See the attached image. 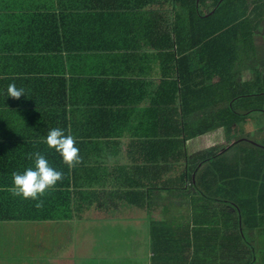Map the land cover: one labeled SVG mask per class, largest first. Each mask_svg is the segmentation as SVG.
Segmentation results:
<instances>
[{
    "label": "crops",
    "instance_id": "0c3cea01",
    "mask_svg": "<svg viewBox=\"0 0 264 264\" xmlns=\"http://www.w3.org/2000/svg\"><path fill=\"white\" fill-rule=\"evenodd\" d=\"M245 2L240 29L249 31L229 33L226 46L224 38L210 43L216 49L205 53L207 63H178L177 52L173 61L162 62L161 52L153 61L146 45L80 51L94 58L86 72L108 66L117 73L99 75L92 96L80 99L94 102L95 114L80 107L75 125L59 127L82 158L72 169L46 143L54 128L49 96L29 92L44 78L47 87V75H38L34 62H11L23 68L26 90L3 99L16 105L0 126V264H264V0ZM36 6L0 0V33L28 37ZM87 6L88 14L123 25L115 37H143L132 25L148 0ZM182 77L195 81L196 93L183 94L186 85L176 90ZM83 79H91L88 72ZM35 152L63 173L39 198L40 208L7 190L13 172L35 169L28 158Z\"/></svg>",
    "mask_w": 264,
    "mask_h": 264
},
{
    "label": "trees",
    "instance_id": "16d2710c",
    "mask_svg": "<svg viewBox=\"0 0 264 264\" xmlns=\"http://www.w3.org/2000/svg\"><path fill=\"white\" fill-rule=\"evenodd\" d=\"M87 1L37 0L36 19L27 29L28 37L17 38L10 32L0 33L2 37L0 62L5 63L7 67L0 66V126L4 125L5 117L12 119L15 111L16 104H7L3 101L8 95V85L14 83L17 89L20 87L26 90L18 78L23 68L12 65L13 60H17L16 62L20 64L34 62L37 65L36 73L47 75V87L44 78L37 87L32 83L29 92L49 96L48 106H52V113H48L52 116L50 117L49 114L48 116L52 119L53 127L66 128L77 123V112L80 107H86L85 111L89 115L95 114L93 109L95 103L89 101L83 103L80 99L85 98L86 95L92 96L95 92V84L99 83L98 76L117 73L107 71V66L103 72L87 71L91 79L84 80L83 76L87 73L84 64L87 59L94 60V58L92 54H78L80 51L102 48L121 51L132 46L146 45L152 49L149 59L153 61L161 52L163 55L160 59L164 63L165 58L173 61L178 54L176 59L178 63H186L184 59L197 57L203 64L207 63L205 53L210 49H216L208 47L210 43L224 38L226 46L229 33L249 31L248 26L240 29V26H245L247 23L244 20L246 19L244 16L248 13L245 0H167L168 7H163L164 2L160 3L159 0H148L150 7L138 16L142 21L132 25L135 32L144 34L143 37L125 40L123 37H115L119 35L116 32L118 29L124 30L123 25L119 28L109 17L98 19L94 17L93 10H90L89 14L85 12ZM157 3L161 6L160 10L153 6ZM211 6L215 9L208 14L210 9L205 11L204 8H212ZM242 37L246 39L247 35L243 34ZM191 49L194 51L190 52ZM15 52L20 54H14ZM102 56L97 55L96 58ZM110 56L115 60L122 55L110 54ZM79 59L82 63L81 67H79ZM188 72L193 74V68H189ZM118 80L123 82L122 79ZM194 84L195 81L189 83L182 77L181 84L176 86V90L181 91L186 85L183 94L186 88L190 92L188 94L196 93ZM109 86L110 84L106 82L104 87ZM123 89L128 90L127 87ZM79 95L82 97L79 98ZM258 95L264 100V92ZM258 108L264 110V101ZM58 157L61 155L58 154Z\"/></svg>",
    "mask_w": 264,
    "mask_h": 264
},
{
    "label": "clouds",
    "instance_id": "9594fccd",
    "mask_svg": "<svg viewBox=\"0 0 264 264\" xmlns=\"http://www.w3.org/2000/svg\"><path fill=\"white\" fill-rule=\"evenodd\" d=\"M8 96L19 99L24 95V90L17 89L14 83L8 85ZM46 143L50 148H54L63 158V162L68 165L69 169L74 168L77 164L82 162L79 155V149L75 146L76 141L69 133L65 135L60 128H53L49 131ZM35 158V169L27 168L23 174L13 172L14 187L7 190L14 196H23L25 199L37 200L36 207L43 206V202L39 200L44 195L45 191L56 185L57 181L63 179V173L51 167L40 152L28 154V158Z\"/></svg>",
    "mask_w": 264,
    "mask_h": 264
},
{
    "label": "rangeland",
    "instance_id": "374dc122",
    "mask_svg": "<svg viewBox=\"0 0 264 264\" xmlns=\"http://www.w3.org/2000/svg\"><path fill=\"white\" fill-rule=\"evenodd\" d=\"M264 11V8L262 9ZM261 16H263V14H261ZM261 29L259 30V32H262V34H264V24H261Z\"/></svg>",
    "mask_w": 264,
    "mask_h": 264
}]
</instances>
